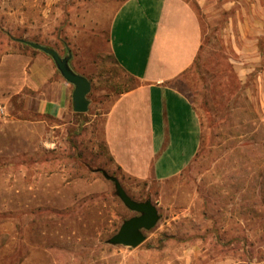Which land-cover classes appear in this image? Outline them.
<instances>
[{
  "label": "rangeland",
  "instance_id": "374dc122",
  "mask_svg": "<svg viewBox=\"0 0 264 264\" xmlns=\"http://www.w3.org/2000/svg\"><path fill=\"white\" fill-rule=\"evenodd\" d=\"M123 1L0 0V63L37 52L16 38L46 42L91 82L81 124L42 116L35 94L0 101V264H264V0H186L203 37L180 89L200 144L164 181L124 174L104 142V113L131 85L107 44ZM103 171L158 210L137 247L107 242L137 213Z\"/></svg>",
  "mask_w": 264,
  "mask_h": 264
},
{
  "label": "crops",
  "instance_id": "0c3cea01",
  "mask_svg": "<svg viewBox=\"0 0 264 264\" xmlns=\"http://www.w3.org/2000/svg\"><path fill=\"white\" fill-rule=\"evenodd\" d=\"M202 37L200 19L186 0H125L112 14L109 53L131 85L119 91L105 111L103 136L113 163L124 174L164 181L182 173L194 159L200 119L180 84L201 50ZM42 44L62 55L55 46ZM70 63L85 75L73 64V53ZM72 90L44 52L2 58L0 101L18 95L25 107L35 94L42 116L73 119Z\"/></svg>",
  "mask_w": 264,
  "mask_h": 264
},
{
  "label": "water",
  "instance_id": "95a60500",
  "mask_svg": "<svg viewBox=\"0 0 264 264\" xmlns=\"http://www.w3.org/2000/svg\"><path fill=\"white\" fill-rule=\"evenodd\" d=\"M17 41L25 43L32 48L44 52L50 56L56 69L61 76L73 85L72 90V110L77 113L88 111L90 99L88 94L91 90V82L85 75L77 72L71 66L70 60L72 52L69 48L66 53L61 55L55 48L24 38H16ZM103 176L113 182L115 192L123 204L131 211L137 213L124 220L118 231L112 235L107 242L113 245H123L127 247H137L145 240L144 230L151 229L159 219L156 206L148 199L137 201L133 199L122 187L117 177L102 172Z\"/></svg>",
  "mask_w": 264,
  "mask_h": 264
},
{
  "label": "trees",
  "instance_id": "16d2710c",
  "mask_svg": "<svg viewBox=\"0 0 264 264\" xmlns=\"http://www.w3.org/2000/svg\"><path fill=\"white\" fill-rule=\"evenodd\" d=\"M37 42V41H36ZM25 46H28V45H26V44H24ZM84 113H77V112H75L74 113V118H76V121L79 123V124H81V123H83L85 120H83V117H84ZM80 118H81V120H80ZM85 119V118H84Z\"/></svg>",
  "mask_w": 264,
  "mask_h": 264
},
{
  "label": "built area",
  "instance_id": "2783aa9c",
  "mask_svg": "<svg viewBox=\"0 0 264 264\" xmlns=\"http://www.w3.org/2000/svg\"><path fill=\"white\" fill-rule=\"evenodd\" d=\"M6 114V105L0 103V117H3Z\"/></svg>",
  "mask_w": 264,
  "mask_h": 264
}]
</instances>
